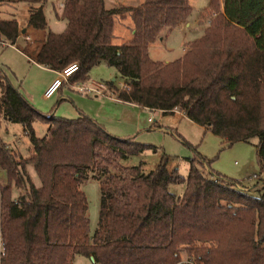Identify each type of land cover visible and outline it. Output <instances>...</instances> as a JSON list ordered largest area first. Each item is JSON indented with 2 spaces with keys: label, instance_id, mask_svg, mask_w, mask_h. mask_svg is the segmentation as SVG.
Returning <instances> with one entry per match:
<instances>
[{
  "label": "trees",
  "instance_id": "1",
  "mask_svg": "<svg viewBox=\"0 0 264 264\" xmlns=\"http://www.w3.org/2000/svg\"><path fill=\"white\" fill-rule=\"evenodd\" d=\"M3 3L38 5L28 18L46 32L37 65L61 71L77 63L69 82L84 84L105 63L125 80V89H114L119 101L162 114L178 110L230 146L256 139L264 176V0H210L216 16L209 28L167 64L153 61L148 46L190 16L189 0L113 9L104 0H64L66 26L58 34L48 30L45 0ZM115 18H130L134 30L121 46L113 44ZM18 33L16 20H0V39L14 44ZM1 119L22 127L30 155L20 157L0 138V264H73L77 256L96 264H179L182 253L196 264H264V183L254 195L233 179L208 177L193 159L187 177L169 172L164 158L149 173L123 167L151 147L116 138L85 115L42 116L0 75ZM36 122L47 126L42 138ZM89 174L100 190L93 234L80 189ZM179 182L185 190L176 196L169 186ZM14 188L22 191L16 198Z\"/></svg>",
  "mask_w": 264,
  "mask_h": 264
},
{
  "label": "rangeland",
  "instance_id": "2",
  "mask_svg": "<svg viewBox=\"0 0 264 264\" xmlns=\"http://www.w3.org/2000/svg\"><path fill=\"white\" fill-rule=\"evenodd\" d=\"M63 0H48L45 6V15L50 22L52 31H56L62 25L55 17L54 7ZM106 9L117 8L120 0H104ZM210 0H190L192 12L188 18L189 27L182 32H171L166 38L157 44V48L151 57L157 62L161 60L175 61L181 56L184 44L192 43L201 38L206 29L209 28L211 18L216 16L209 10ZM221 1V0H220ZM143 0H130L126 6L121 7H137L142 4ZM128 5V6H127ZM120 8V7H118ZM0 12H4L0 10ZM5 13H0L4 17ZM132 27L130 18L120 19L115 18L113 29V44H124L126 42L118 38H126V30L123 27ZM62 31H64L62 29ZM61 31V32H62ZM150 57V56H149ZM150 57V58H151ZM151 58V59H152ZM29 66L24 69H17V74L14 75L10 70H5L6 76L12 87H18L20 92L23 88L34 86V73L28 72ZM28 73V75H27ZM33 78V79H32ZM114 79V82L112 80ZM113 84V87L119 89L123 80L115 68H109L104 64H99L93 67L88 73V81L83 85L94 84ZM81 84V83H77ZM67 85H65V88ZM67 91V90H66ZM69 91V90H68ZM72 93V92H71ZM73 95L83 99L86 108L94 110L96 105L92 104L96 98L93 96H84L73 91ZM105 97V96H101ZM99 99H104V98ZM93 99V100H91ZM105 100V99H104ZM71 107L70 103H67ZM61 107V111L63 110ZM66 109V108H65ZM68 109V108H67ZM121 108L117 109L113 106L106 105L102 108V114L109 120L107 132L111 130L116 131L120 139H131L134 143L150 146L151 149L143 151L137 156L128 157L121 161L123 167L131 168L141 165L144 173H149L156 169L162 158L167 160V169L169 172L176 170L180 177H187L189 171V160L193 159L198 164V167L203 169L208 177H222L224 179H233L243 184H259L264 183V176L259 173V167L256 156V139L249 142H240L232 146L227 145L225 141L213 135L211 132L203 130L198 125L189 122L178 114L162 115L159 113L142 112L138 110L133 112H126L127 118L124 126H118L114 121L120 118L123 113ZM57 108H54L53 116H59L56 113ZM178 113L183 114L182 112ZM148 118L152 123H148ZM36 137L42 138L47 126L42 122H36L33 125ZM111 135V134H110ZM180 137V138H179ZM0 138L5 143L7 148L26 159L30 155V143L28 138L24 135L23 129L18 124L6 123L0 121ZM28 167L25 172L28 174ZM212 175V176H211ZM30 177V176H29ZM31 177L36 185H39V178L36 176L33 168L31 170ZM88 179L80 184V189L84 192L87 200V214L89 218V231L93 234L98 225V211L100 202L99 182L88 175ZM3 183L6 178L3 177ZM250 181V182H249ZM259 182V183H258ZM170 192L176 196H181L185 190V183H173L169 186ZM16 198L20 191L13 189ZM250 193L256 194L257 191ZM182 260L187 259V255L182 253ZM73 264H96L90 258L77 256ZM185 264V263H179Z\"/></svg>",
  "mask_w": 264,
  "mask_h": 264
},
{
  "label": "crops",
  "instance_id": "3",
  "mask_svg": "<svg viewBox=\"0 0 264 264\" xmlns=\"http://www.w3.org/2000/svg\"><path fill=\"white\" fill-rule=\"evenodd\" d=\"M47 1L48 0H45V3L42 6L43 11H44V15H45V9H46L45 6H46ZM63 1L60 2V4H58L57 9L53 5L55 17L58 20V22H60V24H62L58 30H56V31L51 30L50 22L48 21L46 15H45L48 30H50L53 33H57V34L62 33L63 32L62 29L64 30L65 26H66V22L61 19V14H62V9H63ZM129 1L130 0H120L118 2V4H116L117 8L121 7V6H126V3H128ZM104 4H105V1H104ZM189 4H190V0H189ZM31 7H38V5H29V4H25V3H16V4L3 3V4H0V10L4 11V12H0V13H5L4 17L0 16V20H9V19L16 20V22L18 24V32H19L18 37L16 38V40L14 42V45L17 47L18 50H15L13 48L8 47L7 44H11V43H9L8 41H6L4 39H0V75L2 76V78L6 82H8L10 84V82L6 76L5 70H10L14 75H16L17 69L21 70V68L24 69L25 66L26 67L29 66L30 69L27 71L29 73L30 72L34 73V79L32 78L34 81V86L28 85L27 87H24L23 92H20L18 90L19 86L16 88L12 87L11 84H10V86L13 89L17 90L18 93L36 111H38L42 116L50 117V116L54 115V114H52L54 112V108H57L56 113L59 114V112H60L59 116H57V117L66 118V119H75L81 115H85L105 129V128H108V123H110L109 120H107V118H105V116L102 114V108L105 107L106 105L113 106L117 109L121 108L120 110L123 112L121 114V117L120 118L118 117L114 120L118 126H124L125 124H127L126 120H125L127 118L126 112L130 113V112H133L135 110H138L139 113H141V114H142V112L162 114V112H160V111L149 110L147 108H142V107H138V106L133 105V104H128V103L119 101L115 96L114 89L118 90V91L122 89V87L125 84V80L123 78H122L123 84H121V87L119 89H116L114 87L112 89L107 85V90L104 93L105 97H101V98H104L105 100L99 99L100 96H98V97L93 96L96 98L95 100L91 99V100H93L92 104L96 105V108L94 110H91L90 108H86L85 107L86 106L85 101L72 94L73 91L76 93H79V92L75 91L70 86H67L65 88V85H64L51 98L44 99V97H43L44 91L47 89V87L56 78V74H55V71L41 67L34 62L38 53L40 52V50L44 44L46 32L41 31V30H36L33 27L28 25L29 11H30ZM188 18L186 20H184L183 22H181L177 27H175L174 29H172L170 31H167L166 29H164L161 32L159 38L153 44L148 46L149 56L151 57V54H154V52L157 48L156 46L159 43V41L161 42L164 38H166L169 34H171V32H175V31L176 32H182V31H184V29L189 27ZM123 28H124V30H126V38H118V39H122V41H125L126 39H128V40H126V42H127L133 36L134 30H133V27H129V26H126ZM26 36L29 37V40L25 39ZM188 44H184L182 54L185 53ZM114 45L121 46L123 44H114ZM152 60L158 61L155 58L154 59L152 58ZM161 61H162V63H165V64L170 63L168 60H161ZM101 64H104L105 66H107L105 63H101ZM109 68H111V67H109ZM27 75H28V73H27ZM112 82H114V79L112 80ZM74 84H77V83H74ZM79 94H82V93H79ZM82 95L87 96V97L90 96V95H85V94H82ZM67 103H70L71 107H68ZM62 106H64L63 110H65V111H61ZM171 114H178V115L182 116L183 118L187 119L184 114L178 113L177 110L173 111V113H171ZM162 115H167V114H162ZM149 119L150 118H148V123H152V121L149 122ZM1 120H3V119H1ZM188 121L191 122L190 120H188ZM4 122H6V121H4ZM6 123H8V122H6ZM199 127H201V126H199ZM201 128L203 130H205V128H203V127H201ZM110 134L116 138H120V136L118 137L119 134L116 131L111 130ZM27 167L29 169L28 174L31 177V170L33 167L31 165H28ZM3 177H4V174L0 173V181L4 180ZM31 179L33 180L32 177H31ZM243 186L246 188V191L250 193L251 191H257L258 189H260L262 186V183H259V184L256 183L253 185L246 183V184H243ZM13 193H15V192L13 191ZM90 259H91V257H90Z\"/></svg>",
  "mask_w": 264,
  "mask_h": 264
},
{
  "label": "built area",
  "instance_id": "4",
  "mask_svg": "<svg viewBox=\"0 0 264 264\" xmlns=\"http://www.w3.org/2000/svg\"><path fill=\"white\" fill-rule=\"evenodd\" d=\"M26 40H29V37H25ZM8 47L13 48L15 50H18L17 47L14 44H7ZM79 70V66L77 63L71 64L64 68L61 71H55L56 78L53 80V82L47 87V89L44 91L43 97L44 99H49L51 98L61 87L64 85L70 86L72 89L75 91L85 94V95H90V96H104L105 91L107 90V85L105 84H94V85H83V84H70L69 80L70 78L77 73ZM122 89H125V86L122 87ZM175 111V110H174ZM152 120L149 119V122ZM212 176V175H211ZM213 179H220V180H225L222 177H215L213 176ZM211 178V177H210ZM233 184L236 188L246 191V188L240 183L239 181H233ZM3 255V248L1 245V240H0V260ZM181 263L185 264H196L192 259L187 258L181 261Z\"/></svg>",
  "mask_w": 264,
  "mask_h": 264
},
{
  "label": "water",
  "instance_id": "5",
  "mask_svg": "<svg viewBox=\"0 0 264 264\" xmlns=\"http://www.w3.org/2000/svg\"><path fill=\"white\" fill-rule=\"evenodd\" d=\"M91 259H92V261H94L92 257H91Z\"/></svg>",
  "mask_w": 264,
  "mask_h": 264
}]
</instances>
